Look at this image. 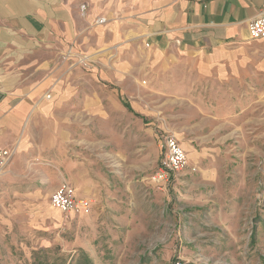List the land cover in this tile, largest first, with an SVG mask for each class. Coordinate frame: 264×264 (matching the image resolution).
Returning <instances> with one entry per match:
<instances>
[{"label":"rangeland","instance_id":"obj_1","mask_svg":"<svg viewBox=\"0 0 264 264\" xmlns=\"http://www.w3.org/2000/svg\"><path fill=\"white\" fill-rule=\"evenodd\" d=\"M124 45L86 46L22 128L0 172V264H264V44L207 76ZM158 131L188 157L166 188L150 180ZM64 180L90 201L80 215L51 206Z\"/></svg>","mask_w":264,"mask_h":264},{"label":"crops","instance_id":"obj_2","mask_svg":"<svg viewBox=\"0 0 264 264\" xmlns=\"http://www.w3.org/2000/svg\"><path fill=\"white\" fill-rule=\"evenodd\" d=\"M263 10L264 0H0V150L13 156L20 150L22 128L51 100L45 94L52 79L65 65L90 61L86 46L124 47L127 39H140L155 57L207 76L229 69L243 42L264 44L248 38L249 23ZM101 18L107 24L96 26ZM122 105L133 112L127 101ZM166 135L185 151L166 131L156 133L157 144Z\"/></svg>","mask_w":264,"mask_h":264},{"label":"built area","instance_id":"obj_3","mask_svg":"<svg viewBox=\"0 0 264 264\" xmlns=\"http://www.w3.org/2000/svg\"><path fill=\"white\" fill-rule=\"evenodd\" d=\"M86 5L80 7L82 15L85 14ZM106 22L101 18L95 21V25H101ZM249 40L264 39V10L260 15L251 21L248 25ZM161 160L159 167L150 178L151 182L159 187L169 186L172 178L181 173L187 167V156L181 145L171 135L164 136L160 143ZM14 151L0 150V172L6 167L13 157ZM51 206L63 215L76 214L80 210H85L90 201L87 199H77L74 188L68 183H61L56 192L51 197ZM176 264H184L177 262Z\"/></svg>","mask_w":264,"mask_h":264}]
</instances>
